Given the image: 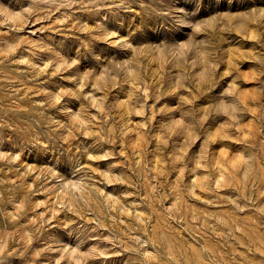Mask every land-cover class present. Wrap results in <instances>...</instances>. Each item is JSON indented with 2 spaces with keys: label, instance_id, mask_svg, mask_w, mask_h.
Masks as SVG:
<instances>
[{
  "label": "rangeland",
  "instance_id": "374dc122",
  "mask_svg": "<svg viewBox=\"0 0 264 264\" xmlns=\"http://www.w3.org/2000/svg\"><path fill=\"white\" fill-rule=\"evenodd\" d=\"M0 264H264V0H0Z\"/></svg>",
  "mask_w": 264,
  "mask_h": 264
}]
</instances>
